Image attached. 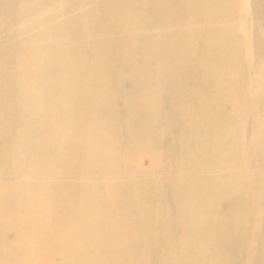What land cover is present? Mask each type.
Segmentation results:
<instances>
[{"label":"bare ground","instance_id":"1","mask_svg":"<svg viewBox=\"0 0 264 264\" xmlns=\"http://www.w3.org/2000/svg\"><path fill=\"white\" fill-rule=\"evenodd\" d=\"M0 264H264V0H0Z\"/></svg>","mask_w":264,"mask_h":264}]
</instances>
